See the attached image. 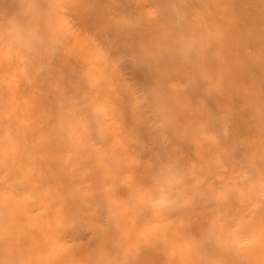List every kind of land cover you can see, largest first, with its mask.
Masks as SVG:
<instances>
[{"label":"bare ground","instance_id":"obj_1","mask_svg":"<svg viewBox=\"0 0 264 264\" xmlns=\"http://www.w3.org/2000/svg\"><path fill=\"white\" fill-rule=\"evenodd\" d=\"M33 9L52 55L8 35ZM168 162L199 184L156 211ZM254 180L264 0H0V264H264Z\"/></svg>","mask_w":264,"mask_h":264},{"label":"clouds","instance_id":"obj_2","mask_svg":"<svg viewBox=\"0 0 264 264\" xmlns=\"http://www.w3.org/2000/svg\"><path fill=\"white\" fill-rule=\"evenodd\" d=\"M12 42L28 51L39 50L45 55H52L60 44L59 36L52 32L45 34L39 23V12L33 9L21 20H13L8 28ZM195 51L191 40L181 38L180 54L190 56ZM195 180L193 187L199 184L194 173L185 171L176 164L163 163L158 168L153 186L144 193L145 203L156 211H163L187 204L189 196L186 191L187 182ZM251 187L255 194L264 199V180L252 181Z\"/></svg>","mask_w":264,"mask_h":264}]
</instances>
